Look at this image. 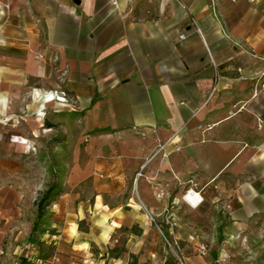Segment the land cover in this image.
I'll use <instances>...</instances> for the list:
<instances>
[{
  "label": "crops",
  "instance_id": "crops-1",
  "mask_svg": "<svg viewBox=\"0 0 264 264\" xmlns=\"http://www.w3.org/2000/svg\"><path fill=\"white\" fill-rule=\"evenodd\" d=\"M27 141L78 144V159L87 142L171 239L194 237L188 189L227 207L230 227L251 221L264 213V0H0V142L14 149L0 154V264L36 230L15 162Z\"/></svg>",
  "mask_w": 264,
  "mask_h": 264
},
{
  "label": "rangeland",
  "instance_id": "rangeland-1",
  "mask_svg": "<svg viewBox=\"0 0 264 264\" xmlns=\"http://www.w3.org/2000/svg\"><path fill=\"white\" fill-rule=\"evenodd\" d=\"M77 145L35 146L27 141L15 151L20 152L15 162L20 166L24 198L36 204L51 184L57 193L38 219L37 229L18 242L17 264H44L54 255L58 257L54 264H181L162 232L147 218L138 190H131L124 176L118 179L104 169H94L87 142L79 144L81 157H73L71 150ZM13 150L0 142V154ZM45 150L51 162L45 160ZM130 197L132 205H127ZM101 201L118 206L103 207ZM186 202H181L180 217L190 219L186 230L194 237L186 234L177 239L179 256L186 264H264V213L230 227L223 221L227 207L211 208L204 201L189 213ZM115 217L122 218L119 227L111 222ZM21 230L29 231L26 225Z\"/></svg>",
  "mask_w": 264,
  "mask_h": 264
},
{
  "label": "built area",
  "instance_id": "built-area-1",
  "mask_svg": "<svg viewBox=\"0 0 264 264\" xmlns=\"http://www.w3.org/2000/svg\"><path fill=\"white\" fill-rule=\"evenodd\" d=\"M48 100H57L58 102L61 103H66L67 102V98H66V94L65 92H61L60 94H55V93H51L50 95H47L45 97ZM141 174V172L139 173ZM191 194L192 197L195 199L197 204H201L202 201L204 200V197L201 195L200 191H196L194 189H188L185 193V195ZM147 216L150 219L151 222H153L156 227L162 232L164 238L166 239V242L168 244V246L170 247V249H172L173 251H175V253L177 254V258L179 259L181 264H186L185 260L179 256V243L177 240L174 239H170L168 237L165 236V234L163 233L162 227L161 225L158 224L157 222V218L156 216H154L153 214H151L148 210H147ZM58 259V257L56 255H54L51 259H47L44 264H54V262Z\"/></svg>",
  "mask_w": 264,
  "mask_h": 264
},
{
  "label": "trees",
  "instance_id": "trees-1",
  "mask_svg": "<svg viewBox=\"0 0 264 264\" xmlns=\"http://www.w3.org/2000/svg\"><path fill=\"white\" fill-rule=\"evenodd\" d=\"M55 184L49 185L41 194L40 198L36 202L37 207V220L34 225V229H37L38 219H40L44 213L46 208L50 205L51 201H53V197L57 194L55 191Z\"/></svg>",
  "mask_w": 264,
  "mask_h": 264
},
{
  "label": "bare ground",
  "instance_id": "bare-ground-1",
  "mask_svg": "<svg viewBox=\"0 0 264 264\" xmlns=\"http://www.w3.org/2000/svg\"><path fill=\"white\" fill-rule=\"evenodd\" d=\"M184 199L194 207H197L199 204L196 203L195 199L189 193L188 195H184Z\"/></svg>",
  "mask_w": 264,
  "mask_h": 264
}]
</instances>
